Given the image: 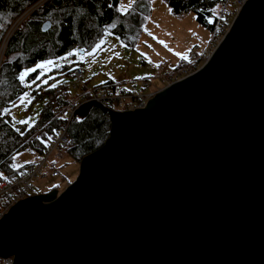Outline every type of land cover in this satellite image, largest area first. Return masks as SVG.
Instances as JSON below:
<instances>
[{"label": "water", "instance_id": "1", "mask_svg": "<svg viewBox=\"0 0 264 264\" xmlns=\"http://www.w3.org/2000/svg\"><path fill=\"white\" fill-rule=\"evenodd\" d=\"M93 108L107 139L63 191L0 217L1 259L264 264V0H246L208 61L144 108L89 101L73 116Z\"/></svg>", "mask_w": 264, "mask_h": 264}, {"label": "trees", "instance_id": "2", "mask_svg": "<svg viewBox=\"0 0 264 264\" xmlns=\"http://www.w3.org/2000/svg\"><path fill=\"white\" fill-rule=\"evenodd\" d=\"M39 0H0V41L16 17ZM143 0H136L127 12H118V0H46L33 11L10 35L0 63V181L16 176L41 157L51 138L66 127L67 145L61 150L62 159L69 158L76 164L82 157L100 148L108 136L109 121L99 109L93 108L86 117L72 116L67 112L75 107L82 90H72L70 82L61 84L62 90L46 91L47 102L31 127L13 129L5 110L24 93L19 75L24 68L37 62L58 58L70 50L79 53L95 44L104 30H109L128 46H134L142 33ZM171 14L191 13L195 23L216 41L219 30L225 25L233 0H162ZM147 2V1H145ZM111 5V7H109ZM218 8L217 11L215 9ZM49 28L42 32L43 22ZM188 60H180L172 73L185 67ZM70 68L63 69L65 75ZM117 85L111 81L93 89ZM30 152L36 158L15 168L14 155ZM51 168L56 170L52 165ZM55 189V188H53ZM52 190V189H51Z\"/></svg>", "mask_w": 264, "mask_h": 264}, {"label": "rangeland", "instance_id": "3", "mask_svg": "<svg viewBox=\"0 0 264 264\" xmlns=\"http://www.w3.org/2000/svg\"><path fill=\"white\" fill-rule=\"evenodd\" d=\"M128 2L129 0H118L117 8L121 5L127 6ZM135 4L136 2L132 7ZM139 5V8H144V21L142 33L133 47L123 43L109 30H104L99 40L82 53L70 50L61 57L43 60L24 68L21 73L28 72L29 69L36 70L29 72L23 81L19 79L24 90L20 96L26 95V100L22 103L19 96L7 111L13 129L28 128L36 123L41 109L47 102L46 91L69 82L63 69L71 70L76 63L81 65L82 80L89 89L108 81L116 84L123 83V87H131L133 84L139 87L141 81L147 79L150 82V88L145 89L144 92H148L151 88L160 90L165 87L160 85L159 78L154 75L156 68L163 69L166 75L172 73L180 60H189L192 54L200 55L210 44L215 43V41L212 42V36L195 23L191 13L173 15L162 0H143ZM28 9L16 17L15 21ZM217 10L218 8L215 9ZM4 37L0 41V63L5 49ZM101 40L104 43L92 52ZM161 41L163 44L160 43ZM73 52L75 55H70ZM89 52L92 54L89 55ZM181 56L186 58L181 59ZM49 60L53 61L51 65L47 64ZM40 64L46 67L37 68ZM54 84L55 87L52 86ZM28 100L31 102L29 103ZM20 121H27V123ZM34 159L32 153L21 152L13 156L12 165L18 168L33 163ZM50 163L59 175L57 178H51L45 173L33 180L34 195L48 192L53 188L60 193L77 175L78 164L69 158L64 157Z\"/></svg>", "mask_w": 264, "mask_h": 264}, {"label": "built area", "instance_id": "4", "mask_svg": "<svg viewBox=\"0 0 264 264\" xmlns=\"http://www.w3.org/2000/svg\"><path fill=\"white\" fill-rule=\"evenodd\" d=\"M45 1L46 0H41L35 3L29 7L23 16L13 22L3 39L4 46L6 45L10 35L20 25V22L24 21V18H27L40 6V4H43ZM245 1L246 0L232 1L231 12L226 18L225 25L221 27L218 39H216L214 45L210 46L200 55L192 54L188 60V64L185 67L175 71V73H173L170 78L166 75L163 69L156 68L154 70V75L155 77L159 78L160 85H165L166 87L172 83L179 82L191 76L202 64L206 63L211 55L212 50L217 45L220 38L226 33L232 19L238 14ZM66 76L70 80L69 85L72 90H82L78 103L74 108L68 110L67 112V121L71 119L75 109L89 101L96 102L103 108L113 112H126L144 108L146 103L159 91V89L151 88L148 90V92H144L145 89L150 88V82L147 79H143L139 87L135 84H133L131 87H123L124 85L122 83L99 87L95 90L89 89L87 85L83 83V72L81 65L78 63L74 64V67L67 73ZM61 90L62 86L58 85L54 88L53 93L59 94ZM66 127L57 133L54 138L50 139L47 148L43 152V155L41 157H37L32 166L27 167L14 177L0 181V217L6 213V211L16 202L34 195L33 180H36L39 176L45 173L51 178L58 177V171L51 168L50 162L59 161L62 159L61 150L67 145ZM0 264H12L11 257L4 259L0 258Z\"/></svg>", "mask_w": 264, "mask_h": 264}, {"label": "snow or ice", "instance_id": "5", "mask_svg": "<svg viewBox=\"0 0 264 264\" xmlns=\"http://www.w3.org/2000/svg\"><path fill=\"white\" fill-rule=\"evenodd\" d=\"M135 2H136V0H129L127 6L121 5V6H120L119 8H117L116 10H117L118 12H120L121 14H123V13L127 12L128 9L131 8L132 5H133ZM109 7H111V5H109ZM145 19H147V17H145ZM103 43H104L103 40H101L99 43H97V44L95 45V47L92 49V52H94L96 49L100 48L101 44H103ZM160 43L163 44V41H161ZM165 47H167V46L165 45ZM92 52H89V55H91ZM70 55H75V53H74V52H73V53H70ZM117 55H118V54H117ZM180 58H181V59H185L186 57L181 56ZM52 63H53V61H51V60H49V61L47 62L48 65H51ZM44 67H46V65H44V64L37 65V68H44ZM35 70H36V69H29L28 72H23V73H21L19 79H20L21 81H23L24 78H25V76H27V75L29 74V72H31V71H35ZM52 86L55 87L56 85L54 84V85H52ZM19 99H20V101L23 103V102L26 100V95H25V96H20ZM28 102L30 103L31 101L28 100ZM7 111H8V110L6 109L5 112H7ZM20 122H21V123H27V121H20Z\"/></svg>", "mask_w": 264, "mask_h": 264}, {"label": "crops", "instance_id": "6", "mask_svg": "<svg viewBox=\"0 0 264 264\" xmlns=\"http://www.w3.org/2000/svg\"><path fill=\"white\" fill-rule=\"evenodd\" d=\"M212 42H213V41H212ZM212 45H214V43H213V44H210L209 47L212 46ZM209 47H208V48H209ZM208 48H206V49H208ZM206 49H205V50H206ZM205 50H204V51H205ZM204 51H203V52H204ZM34 158H36V157L34 156Z\"/></svg>", "mask_w": 264, "mask_h": 264}, {"label": "bare ground", "instance_id": "7", "mask_svg": "<svg viewBox=\"0 0 264 264\" xmlns=\"http://www.w3.org/2000/svg\"><path fill=\"white\" fill-rule=\"evenodd\" d=\"M83 105V104H82ZM11 259H12V257H11Z\"/></svg>", "mask_w": 264, "mask_h": 264}]
</instances>
